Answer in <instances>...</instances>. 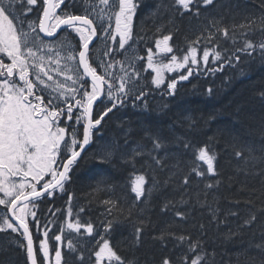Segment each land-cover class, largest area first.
Segmentation results:
<instances>
[{
  "label": "snow or ice",
  "instance_id": "snow-or-ice-1",
  "mask_svg": "<svg viewBox=\"0 0 264 264\" xmlns=\"http://www.w3.org/2000/svg\"><path fill=\"white\" fill-rule=\"evenodd\" d=\"M70 2H79L83 13L75 14L68 10L66 0H0V205L7 210L0 216V233L18 234L25 241L10 236L0 246L16 244L23 248L30 264H69L65 248L67 255L75 257L76 264H136L135 260L122 256L113 245L111 233L118 221L105 219L101 221L99 230L92 222L82 223L79 214L73 217L71 195L67 201L69 207L65 226L85 242L65 240L64 230L61 229L60 234H53L57 246L50 248V230L46 228L43 239L35 244L28 222L29 217L36 218L33 210L35 202L46 194L52 197L57 191L63 193L65 184L71 179L72 168L92 141L94 130L106 122V117L110 118V113L125 106L130 97L133 101L144 98L146 94L139 86L141 74L135 61L146 59L147 68L156 73L151 83L160 88L165 85L162 75L165 70L187 68V73L179 76L182 81L200 67L207 68L210 57L213 62H219L218 68L211 69L215 72L222 71L225 63L231 65L233 61L238 62L240 53L250 56L259 52L264 56V40L254 42L247 38L255 21L229 28L213 19L177 56L172 43L175 31L169 29L165 32V26L161 25L156 29L160 35L153 41L156 52L149 47L146 56H138L133 48V28L140 0ZM215 4L216 0H172V7L180 17L199 18L202 11ZM34 9L40 12L38 21L28 19ZM159 11L157 6L153 14ZM169 24H174V20L170 19ZM260 24V30L264 32V17L260 18ZM237 28L244 30L241 33L245 37L243 45L234 50L221 48L217 38L222 37L235 45ZM62 29L74 34L75 42L66 36L55 44L45 40L44 37H54ZM101 35L107 40L97 59L93 60L90 45L96 47L93 42ZM202 43L203 48L198 47ZM129 52L131 55H127ZM117 54H125L124 60H115ZM157 55L162 59L156 60ZM108 57L113 59H106ZM117 65L122 74L114 73ZM98 68H103V74ZM177 83L178 80L173 78L165 85L169 95L175 93ZM144 107L147 108L146 102ZM144 132L151 142L150 149L145 150V146L138 145L128 161L134 163L137 157H146L143 167L147 171L135 175L132 180L131 191L136 200L144 198L146 191L157 187L159 182L155 169L162 168L165 157L161 153L166 154L168 148V142L159 133L151 129ZM180 142L184 149L193 147L188 142ZM114 154V149H106L98 154L99 160L101 163L109 161ZM244 155L241 151L236 152L238 157ZM216 160L217 155L208 144L196 147L190 172L182 177L181 183L189 185L191 175L201 178L207 174L217 175ZM45 177L50 179L45 180ZM150 182V188H146ZM215 183L218 185L219 181ZM213 187L212 183L205 184L206 189ZM104 204L116 206L112 200H106ZM169 204L171 201L164 205L165 210ZM84 211L83 207L79 209V213ZM108 214L111 215V208ZM175 215L181 221L186 219L184 212L176 211ZM213 218H216L215 212ZM256 221V214L251 213L244 225L251 226ZM35 227L39 229L38 221ZM200 228L203 229L204 225ZM144 231V221H140L134 227L133 247L141 246ZM88 238L94 245L92 248H88ZM153 239L158 240L161 247H167L169 239H174L178 245H186L183 255L176 259L163 255L158 264H177V259L179 264H209V256L213 255L203 248L199 237L193 239L190 233L161 232Z\"/></svg>",
  "mask_w": 264,
  "mask_h": 264
},
{
  "label": "trees",
  "instance_id": "trees-1",
  "mask_svg": "<svg viewBox=\"0 0 264 264\" xmlns=\"http://www.w3.org/2000/svg\"><path fill=\"white\" fill-rule=\"evenodd\" d=\"M157 6L160 11L154 15ZM138 9L134 28L143 32L142 46H153L160 35L156 29L164 25L165 32L175 31L172 43L177 56L213 19L229 28L255 21L247 38L254 42L264 40L260 30L264 0H216L215 6L202 11L199 18L176 15L172 0H140ZM170 19L174 24H169ZM243 31L235 30V45L218 37L220 47H241ZM203 46L202 43L200 48ZM218 67L219 62L210 57L207 68L200 67L182 81L179 76L186 74L187 68L166 71L165 85L173 78L178 80L173 95L167 93L165 85L156 88L151 83L154 72L147 71L139 85L146 94L144 98L133 101L130 97L125 106L110 113V118L106 117V122L94 130L96 141L72 168L65 191H57L52 197L45 195L35 202L40 206L41 222L61 223L71 195L73 217L79 214L82 223L92 222L98 227L105 219L118 221L111 233L113 245L136 264H158L163 255L176 259L185 253L186 245H178L174 239L167 241V247H161L153 239L161 232L199 237L203 248L213 254L209 264H264V247H257L264 245V56L259 52L250 56L240 53L238 62L225 63L222 71H211ZM145 129L164 137L168 148L166 154L161 153L165 157L162 168L155 169L157 187L136 200L131 191L132 180L147 171L143 167L146 157H137L134 163L128 161L138 145L150 149ZM180 141L194 146L184 149ZM202 144H208L217 155V175H191L189 185L184 186L182 177L189 174L193 152ZM106 149H114L115 154L101 163L98 154ZM237 151L243 152L244 157L236 156ZM207 183L214 187L206 189ZM106 200L115 201L116 206L105 205ZM168 201L171 204L165 210ZM81 207L85 209L83 213H79ZM176 211L186 213V219L181 221ZM251 213L256 214L257 221L245 226ZM140 221H144L145 228L143 243L133 247L134 227ZM7 234L0 233V245L9 239ZM0 264L29 261L24 249L8 244L0 246Z\"/></svg>",
  "mask_w": 264,
  "mask_h": 264
},
{
  "label": "rangeland",
  "instance_id": "rangeland-1",
  "mask_svg": "<svg viewBox=\"0 0 264 264\" xmlns=\"http://www.w3.org/2000/svg\"><path fill=\"white\" fill-rule=\"evenodd\" d=\"M28 19H30V20H34V21H37V16H35L33 13H30L29 14V16H28ZM57 42V41H56ZM56 42H51V43H53V44H55ZM127 66V65H126ZM135 66H136V69H137V71H140V74L142 75V73H143V70L145 69V70H147L148 68H147V61H146V59L145 60H137V61H135ZM114 73L115 74H122V73H120V71H119V65H117L116 66V68L114 69ZM58 79H63V77H57ZM141 79V78H140ZM2 206V205H1ZM5 214V210L1 207L0 208V216H3ZM68 235L69 236H71V237H79L77 234H73V233H71V232H69L68 233ZM88 246H89V248H92L94 245H93V243H92V241H90L89 243H88Z\"/></svg>",
  "mask_w": 264,
  "mask_h": 264
},
{
  "label": "water",
  "instance_id": "water-1",
  "mask_svg": "<svg viewBox=\"0 0 264 264\" xmlns=\"http://www.w3.org/2000/svg\"><path fill=\"white\" fill-rule=\"evenodd\" d=\"M58 33H59V32H58ZM58 33H57V34H58ZM54 37H55V36H54ZM86 148H87V146H86ZM86 148H85V150H86ZM82 155H83V153L81 154V156H82Z\"/></svg>",
  "mask_w": 264,
  "mask_h": 264
},
{
  "label": "bare ground",
  "instance_id": "bare-ground-1",
  "mask_svg": "<svg viewBox=\"0 0 264 264\" xmlns=\"http://www.w3.org/2000/svg\"><path fill=\"white\" fill-rule=\"evenodd\" d=\"M194 146V145H193Z\"/></svg>",
  "mask_w": 264,
  "mask_h": 264
}]
</instances>
